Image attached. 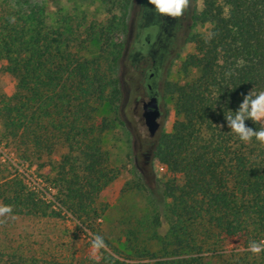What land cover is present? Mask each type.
<instances>
[{
	"label": "trees",
	"instance_id": "obj_1",
	"mask_svg": "<svg viewBox=\"0 0 264 264\" xmlns=\"http://www.w3.org/2000/svg\"><path fill=\"white\" fill-rule=\"evenodd\" d=\"M131 1L103 22L75 8L50 15L45 1L0 2V62L15 81L11 94L0 83V204L16 216L2 224L70 219L107 244L95 255L71 252L73 242L33 249L7 228L0 264H264V251L247 250L264 239V145L224 121L241 93L264 89V0H202L196 12L192 51L166 85L176 119L154 153L161 202L148 190L165 205L166 232L141 224L122 247L102 232L100 197L120 175L104 140L115 125L128 134L118 64Z\"/></svg>",
	"mask_w": 264,
	"mask_h": 264
},
{
	"label": "rangeland",
	"instance_id": "obj_2",
	"mask_svg": "<svg viewBox=\"0 0 264 264\" xmlns=\"http://www.w3.org/2000/svg\"><path fill=\"white\" fill-rule=\"evenodd\" d=\"M46 2L48 13L52 15L58 8L65 10L75 8L80 13L85 12L90 20L106 21L113 13L120 15L123 0H36ZM1 2V0H0ZM197 11L201 9L202 0H196ZM194 25L191 32L196 31ZM192 51V45L188 44L183 48L179 58L174 62L168 81L178 79V69L182 60ZM0 83L5 92L11 94L14 90L15 81L9 75L2 72V62H0ZM167 124L165 131L169 130L176 119L174 107L167 99ZM103 113L112 116L113 112L110 106H107ZM104 149L109 153L110 164L120 170L119 177L102 193L101 203L106 207L104 216L100 219V228L113 244L122 247L125 242L128 229H136L141 224H145L148 234H164L167 229V218L165 214V205H159L149 195L148 190L156 195L157 201L161 202L159 194L160 180L165 177V168L154 161L152 167L153 176L148 178L141 172L135 163L134 151L132 150V139L120 125H115L105 137ZM4 151V150H3ZM4 155H7L5 150ZM10 156H13L12 154ZM139 183L146 185L141 187ZM147 188V189H146ZM166 203V202H165ZM164 203V204H165ZM160 216L161 226L153 225V218ZM3 216H0V238L5 236L3 230H11L16 237H25V243L31 245L30 248H38L43 244L44 248L48 246L68 245L76 243L75 248L71 250L91 251V239L88 233L82 231L77 222L70 219L44 222L32 221L29 219H18L8 226H4ZM132 222V223H130ZM157 244V241H154ZM67 247V246H66ZM70 252V253H71Z\"/></svg>",
	"mask_w": 264,
	"mask_h": 264
},
{
	"label": "flooded vegetation",
	"instance_id": "obj_3",
	"mask_svg": "<svg viewBox=\"0 0 264 264\" xmlns=\"http://www.w3.org/2000/svg\"><path fill=\"white\" fill-rule=\"evenodd\" d=\"M147 0H132L119 57V111L132 139L135 163L152 178L154 153L167 124L166 85L195 25L196 0L180 17L157 14ZM153 129H151L150 127Z\"/></svg>",
	"mask_w": 264,
	"mask_h": 264
},
{
	"label": "clouds",
	"instance_id": "obj_4",
	"mask_svg": "<svg viewBox=\"0 0 264 264\" xmlns=\"http://www.w3.org/2000/svg\"><path fill=\"white\" fill-rule=\"evenodd\" d=\"M147 5L154 8L157 14L168 17H180L188 7L189 0H147ZM241 99L235 110L224 116V121L237 138L242 142H249L253 139L264 145V89L254 90L251 88L245 93H241ZM250 120L253 124L258 123L261 126L253 128L245 124ZM11 204H0V216L10 215L15 219ZM91 251L95 255L100 249H106L107 244L103 236L93 233L91 239ZM247 250L253 254H259L264 251V239L250 240L247 244Z\"/></svg>",
	"mask_w": 264,
	"mask_h": 264
},
{
	"label": "water",
	"instance_id": "obj_5",
	"mask_svg": "<svg viewBox=\"0 0 264 264\" xmlns=\"http://www.w3.org/2000/svg\"><path fill=\"white\" fill-rule=\"evenodd\" d=\"M148 124H150V123H148ZM150 127H151V124H150ZM151 129H153V128L151 127Z\"/></svg>",
	"mask_w": 264,
	"mask_h": 264
}]
</instances>
